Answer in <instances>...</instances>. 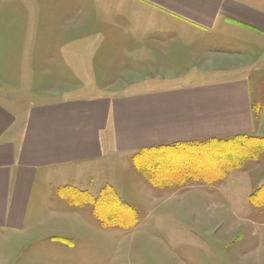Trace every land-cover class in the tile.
Returning a JSON list of instances; mask_svg holds the SVG:
<instances>
[{
    "label": "crops",
    "instance_id": "0c3cea01",
    "mask_svg": "<svg viewBox=\"0 0 264 264\" xmlns=\"http://www.w3.org/2000/svg\"><path fill=\"white\" fill-rule=\"evenodd\" d=\"M115 1L120 3L115 9L125 12V17L97 24L99 50L91 52L100 70L107 68L105 58L127 60L134 68L156 45L168 47L163 50L165 59L207 53L222 56L220 65L183 78L134 81L137 84L121 93L54 100L38 101L36 93L27 96L16 90L18 86L7 90L6 84H0V264H12L22 244L55 239L74 246L77 234L87 227L96 229L82 212V204L89 205L91 215L104 226L90 201L76 205L66 195L59 194L63 200L54 198L50 191H87L98 198L109 187L126 202L120 190L126 186L124 174L139 172L134 156L148 148H181L183 156L173 157L170 152V157L192 160L199 148H219L241 157L246 147H252L258 151L254 159L242 157L233 169L245 176L256 169L257 184L253 188L246 182L244 198L250 202L257 196L264 204V0ZM5 9L0 0V12ZM135 12L141 18H135ZM32 25L20 20L8 24L0 18V59L16 60L15 67L0 72L1 82L13 81L5 74L38 75L36 61L43 57L46 70L59 59L63 69H78L86 58L81 49L72 51L52 37L28 31L25 35L22 28ZM109 41L111 49L102 50ZM218 166L212 170L222 171L220 175L208 179L189 175L161 186L139 174L152 196L159 193L157 189L171 196L201 186L207 188L209 197L220 201L215 188L224 169ZM65 202L69 203L66 207ZM132 208L137 218L134 225L105 227L139 231L145 221ZM207 215L227 216L216 211ZM183 228L176 220L157 234L145 231L148 240L158 242L129 245L128 264L135 255L141 259L138 252L145 250L152 252L150 259L158 264H264V226L240 229L237 242L218 240L208 231L203 233L204 241L194 233L203 241L191 244H183L182 236L189 230ZM122 256L118 254L116 261Z\"/></svg>",
    "mask_w": 264,
    "mask_h": 264
},
{
    "label": "rangeland",
    "instance_id": "374dc122",
    "mask_svg": "<svg viewBox=\"0 0 264 264\" xmlns=\"http://www.w3.org/2000/svg\"><path fill=\"white\" fill-rule=\"evenodd\" d=\"M2 1L5 2L6 9L0 12L1 19H5L8 24L10 20H20L24 25L33 24L22 28L25 35L27 34L25 32L28 31V34H38L45 38L47 36L52 37L55 41L61 42V46L68 44L67 46H70L69 48L72 51L81 49V51L87 53L86 58L81 61V67L78 69H63L61 67L62 59H59L56 60L59 64L58 67L55 62V64H51V69L46 70V58L43 57L36 61V66L40 68L38 75L13 76L5 74L13 81L1 82L0 80V84L7 85V90L11 89L10 86H18L16 90L21 91L24 95L31 96L33 94L32 96H35L36 93L40 97L38 101L70 96L121 93L120 91H123L124 88L137 84L134 81L155 83L158 80L183 78L191 73L212 69L220 65L218 62L223 58L207 53H195L181 59H165L163 50L168 47L156 45L158 48L150 52L147 51L146 55L148 56L137 60L136 62L140 61V63L139 65L136 64L137 66L134 65V68L127 64V60L105 58L103 62L107 64V68L100 70L95 64L91 52L95 49L99 50L98 43H95L99 38L97 35L100 29L97 24L102 19H124L125 12L116 10L120 7L119 2L115 0ZM134 17L141 18L136 12ZM110 43V41L105 42L102 50L109 51L111 49ZM55 45L59 44L55 43ZM186 54L184 52L182 56ZM130 62H135V60L132 59ZM15 63V59H0V72L3 69L15 67ZM19 66L25 65L19 63ZM0 78L3 77L0 76ZM20 79L23 81H20ZM249 148L248 151L242 152L241 157L237 153L220 151L219 148H208L203 151L205 153L202 157L207 161L203 160L206 164L204 166L209 167L208 170H205V174L220 175L222 171L212 170L218 165L219 168L224 169L222 181L219 184L217 183L218 185L215 188V195L220 201L209 197L207 188L201 186L171 196H169V191L167 193V190L159 191L157 189L159 193L152 196L144 188L147 181L143 175L139 174L140 171L137 173L135 170H130L129 172L132 175H129L128 172L125 173L126 186L124 188L120 187V190L126 202L138 209L141 218H143L142 221H145L139 231H125L116 227L101 226L92 216L91 207L82 204L91 200L87 191L83 192L82 195H77L73 192L74 190L68 189L60 192L52 190L50 193L54 198L63 200L60 195L63 197L68 195L71 196L70 198L76 205H84L81 210L85 213L88 222L93 224L96 229L87 227L85 231L77 234L76 244L72 247H68L66 243L55 239H49L48 241L45 239L31 245L22 244L18 249L17 259H14L12 264H122L123 262L128 264L129 258L126 249L129 245L148 246L158 242L155 238L151 241L148 240L149 236L145 234V231L154 230L152 233L157 234L162 226H170L176 220L183 223V229L191 230V232L189 230L184 232L182 236L183 244L201 242L203 239L207 241V238L203 236L206 231L210 234L213 233L218 240L237 242L240 229L250 230L264 226V208L261 207L264 204L258 201L257 196H254L250 202H246V198H244L248 189L246 188L247 183L249 182V187L253 188L257 184L255 182L256 169H253L247 176L244 175L245 173H241L242 171L233 169L242 157L243 160L254 159L258 151L252 147ZM227 153L229 156H227ZM176 160L179 159L169 160L165 163L175 164ZM179 162L195 164L194 159H183ZM227 167L230 168L226 169ZM223 187L225 196L220 195ZM66 203L63 204L64 207L69 204ZM120 211L126 214L124 217L131 219V209L125 211L121 207ZM212 211L223 212L227 216L213 218L207 215ZM122 212H119L121 217H123ZM205 212L209 213L204 215ZM102 215L105 217L106 214L102 213ZM194 233H199L204 238L200 240ZM138 253L141 259L136 260L137 256L135 255V258L132 257L130 264H158L150 259L152 252L145 250ZM118 254L123 256L117 262L115 257ZM142 255H145V258H142Z\"/></svg>",
    "mask_w": 264,
    "mask_h": 264
},
{
    "label": "trees",
    "instance_id": "16d2710c",
    "mask_svg": "<svg viewBox=\"0 0 264 264\" xmlns=\"http://www.w3.org/2000/svg\"><path fill=\"white\" fill-rule=\"evenodd\" d=\"M248 149L249 147H246L244 150L248 151ZM204 150L206 149L199 148L197 156H194L196 157L194 159L195 164L179 162L182 160H176L175 164H166L165 162L173 160V158L170 157V152L173 157H179L177 155L182 154L181 156H183V151L185 150H182L181 148H148L134 156V163L145 178L155 186L170 184L171 182L189 175H198V177L208 179L211 177L210 174H205L204 172L205 170H208L209 167L204 166L206 164H204L203 159L200 157L205 153L203 152ZM82 193L83 192H79L76 194L82 195ZM70 197L71 196H68L69 200L72 201ZM90 198V202L94 207L95 215L104 226L118 225L120 227H130L135 224L137 220L135 217V210L123 201L111 188H104L98 198H93L92 196H90ZM72 203L75 202L72 201ZM121 207L125 209V211L127 209L132 210L131 219L124 217L126 214L120 211ZM119 212L123 213V217H121ZM102 213L106 214L105 217H103Z\"/></svg>",
    "mask_w": 264,
    "mask_h": 264
}]
</instances>
